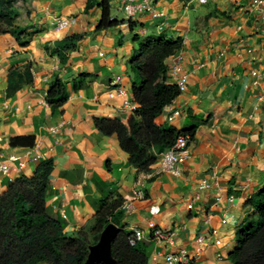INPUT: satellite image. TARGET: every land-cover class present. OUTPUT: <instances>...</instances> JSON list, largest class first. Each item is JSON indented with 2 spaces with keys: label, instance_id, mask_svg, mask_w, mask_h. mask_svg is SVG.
<instances>
[{
  "label": "crops",
  "instance_id": "obj_1",
  "mask_svg": "<svg viewBox=\"0 0 264 264\" xmlns=\"http://www.w3.org/2000/svg\"><path fill=\"white\" fill-rule=\"evenodd\" d=\"M101 1H14L16 24L26 29L30 43L21 47L12 36L0 35V166L9 167L7 173L0 169V195L51 159L47 208L63 217L67 233L88 229L100 202L121 196L132 208L119 228L145 232L144 242L153 244L150 264H166L164 255L180 250L195 258L193 264H233L228 254L242 210L264 188V102L258 101L264 88V22L249 11L252 0H151L159 15L140 12L131 20L121 0H108L122 24L97 31L102 9L87 6ZM63 18L72 20L67 29L57 26ZM77 34L84 37L67 64L47 53L48 44ZM161 35L184 40L183 49L166 60L168 83L174 85L176 63L188 80L187 91L172 102L181 115L170 123L166 107L156 123L196 131L181 174L148 179L129 163L116 137L95 128V119L128 122L133 116L128 107L137 104L128 62L138 50L134 37ZM27 64L34 81L9 98L11 70ZM55 75L70 91L57 110L46 101ZM28 136L36 138L34 147L11 145ZM203 182L210 188L201 189ZM154 230L171 240L157 243Z\"/></svg>",
  "mask_w": 264,
  "mask_h": 264
},
{
  "label": "trees",
  "instance_id": "obj_2",
  "mask_svg": "<svg viewBox=\"0 0 264 264\" xmlns=\"http://www.w3.org/2000/svg\"><path fill=\"white\" fill-rule=\"evenodd\" d=\"M15 0H0V35L12 36L21 47L29 45L25 28L16 24L19 12ZM102 9L97 31L116 28L122 22L113 18L108 0L92 3ZM220 15H225L220 14ZM215 16L210 13L207 19ZM135 24H131L134 29ZM26 39L22 42V37ZM84 35H70L46 46L49 55L57 56L63 64L69 53L77 49ZM138 50L128 62L129 79L137 104L128 122L120 119L97 118L95 128L104 136L116 137L121 149L129 155V163L139 173H151L157 165L159 154L173 146L181 134L193 139L195 129L180 131L172 126L158 125L156 119L181 93L177 86L168 83L166 60L183 49L182 38L165 35L141 39L134 37ZM82 77V76H81ZM32 65L23 70H11L7 95L13 97L24 86L32 83ZM83 85L75 84L78 90ZM70 91L59 75L49 84L46 101L53 110L60 109L69 100ZM34 136L11 140L13 147H34ZM54 162H40L32 176H22L0 195V264H85L90 249L100 241L105 228L114 224L122 227L125 217V200L110 196L102 200L88 229L67 233L62 216L47 208ZM239 229L228 254L233 264H264V188L258 191L243 208ZM130 232L121 230L112 243V261L109 264H150L151 242L130 246ZM96 264H107L98 262Z\"/></svg>",
  "mask_w": 264,
  "mask_h": 264
},
{
  "label": "built area",
  "instance_id": "obj_3",
  "mask_svg": "<svg viewBox=\"0 0 264 264\" xmlns=\"http://www.w3.org/2000/svg\"><path fill=\"white\" fill-rule=\"evenodd\" d=\"M209 0H197L200 4H206ZM151 0H121V6L126 13L128 19L134 18L140 12H150L154 16H158L157 12L152 6ZM249 11L257 14L259 19L264 22V0H252L248 6ZM72 24V20L69 19H60L57 22V26L60 29H67ZM171 78L174 82V85L177 86L180 93L183 94L187 91V80L188 77L182 72L180 63H176L172 67ZM118 81L120 78L117 79ZM257 85V82L254 83ZM258 101L264 102V88L258 96ZM171 109V115L168 118V121L172 123L178 116L181 115V112L177 109H172V104L168 106ZM128 109L131 112L135 111V107L129 106ZM193 138L189 134H181L178 136L175 144L170 148L164 150L159 154V159L157 163V168L151 173H143L145 178L151 179L155 175H161L163 173L172 174L179 176L181 170L184 167L185 163L189 159V146ZM0 169L7 173L9 167L7 165L0 166ZM201 189L210 188L206 182H203L200 186ZM141 193L138 194V196ZM123 208L125 213H129L132 205L128 202H124ZM153 227V226H152ZM130 236L128 238L130 246H136L140 242L146 240V234L142 229L133 228L130 231ZM151 239L160 243L162 241H170L171 238L169 235L164 234L160 230H154L152 232ZM203 242V239H199V244ZM221 241L218 240L217 244H220ZM219 258L221 256L219 255ZM166 264H193L195 258L189 255L185 250H180L174 253H168L164 255Z\"/></svg>",
  "mask_w": 264,
  "mask_h": 264
},
{
  "label": "water",
  "instance_id": "obj_4",
  "mask_svg": "<svg viewBox=\"0 0 264 264\" xmlns=\"http://www.w3.org/2000/svg\"><path fill=\"white\" fill-rule=\"evenodd\" d=\"M121 229L114 224L108 225L103 231L100 241L92 246L85 264H96L104 262L109 264L112 261V243L120 234Z\"/></svg>",
  "mask_w": 264,
  "mask_h": 264
},
{
  "label": "clouds",
  "instance_id": "obj_5",
  "mask_svg": "<svg viewBox=\"0 0 264 264\" xmlns=\"http://www.w3.org/2000/svg\"><path fill=\"white\" fill-rule=\"evenodd\" d=\"M131 20V19H130Z\"/></svg>",
  "mask_w": 264,
  "mask_h": 264
}]
</instances>
